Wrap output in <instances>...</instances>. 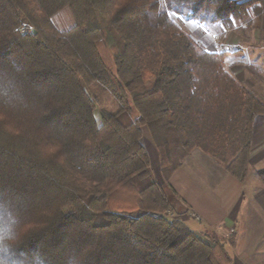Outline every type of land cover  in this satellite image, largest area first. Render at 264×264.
<instances>
[{"label":"trees","instance_id":"obj_1","mask_svg":"<svg viewBox=\"0 0 264 264\" xmlns=\"http://www.w3.org/2000/svg\"><path fill=\"white\" fill-rule=\"evenodd\" d=\"M257 1L0 0V225L11 211L21 251L48 264L231 263L224 238L164 216L172 198L141 137L174 196L195 148L245 182L264 102L170 12L232 28ZM65 7L74 23L59 30Z\"/></svg>","mask_w":264,"mask_h":264},{"label":"rangeland","instance_id":"obj_2","mask_svg":"<svg viewBox=\"0 0 264 264\" xmlns=\"http://www.w3.org/2000/svg\"><path fill=\"white\" fill-rule=\"evenodd\" d=\"M170 17L191 37L201 42L208 52H224V69L230 72L236 80L247 82L251 91L264 102V0L260 1L259 7L257 5L251 7V17L247 16L234 21L232 28L220 23L198 22L189 17L178 16L173 12H170ZM52 22L59 30L68 29L74 23L71 12L67 7L56 13L52 17ZM90 90L105 108L116 115L122 112L116 100L107 90L97 84L91 85ZM141 142L149 153L155 177L172 198V209L166 212L164 216L167 219L176 218L181 220L187 215L192 216L190 207L181 200L170 181L169 183L177 196L172 195L169 187H166L160 171L157 150L145 127L142 128ZM193 150L201 151L198 148ZM252 150L253 156L250 160ZM201 152L205 154L203 151ZM250 153L248 168L259 167V165H263L262 168H264V121L258 125L253 143L251 137ZM208 159L215 163L209 157ZM198 160L194 159V161ZM183 162L184 160L182 164ZM196 163L198 165H194L193 171L189 170L187 176L183 177L177 184L180 187L179 189L182 191L185 200L192 206L193 211L203 219L202 224L204 227L209 224L213 226L219 219L227 224L229 220H227L228 217L226 218L225 214L228 213V206L236 202L238 198L233 179L226 172L216 171L215 165L221 166L217 163L212 166L202 160ZM191 165L192 163L188 167L191 168ZM236 188H238L237 185ZM237 221L239 224L242 221V211ZM196 223L198 224V222ZM257 226L259 228L258 232H264V226L262 227L260 224ZM206 230L212 231L211 228L205 229L197 236L204 239L203 233ZM228 234L227 239L234 238V229H231ZM227 239L224 240L227 241ZM261 245H264V242Z\"/></svg>","mask_w":264,"mask_h":264},{"label":"crops","instance_id":"obj_3","mask_svg":"<svg viewBox=\"0 0 264 264\" xmlns=\"http://www.w3.org/2000/svg\"><path fill=\"white\" fill-rule=\"evenodd\" d=\"M238 1L245 2L248 0ZM260 1L262 0L255 2L252 6L257 5L259 7ZM252 6L247 9L249 17H251ZM263 121L264 115H258L254 118L252 143L258 125ZM252 156L253 150L250 153V160ZM194 159L199 160L194 161ZM201 160L210 166L215 165V163L208 159L207 155L203 154L201 151L193 150L170 178V183L175 188L178 196L190 207L189 209L192 212V216L187 215L185 218H182V221L196 234L211 228L212 231L222 236L224 239H227L229 235L228 232L234 229V244L230 245L228 241H225L226 252L231 258L230 264H264V245H261L264 242V232H258L259 228L257 226L258 224L262 227L264 226V183L256 175V171L262 168L263 165L248 168L246 181L243 184L233 178L224 168L215 165L216 171L226 172L233 179L234 189L238 194V198L234 203L231 201L233 204L228 206V213L225 214L226 218L228 217L227 220H229L227 224L219 219L213 226L206 224L207 226L204 227L202 224L203 219L193 211L192 206L185 200L182 191L179 189L180 187L177 185L183 177L187 176L189 170L193 171L194 165H198L196 162H200ZM190 163H192L191 168L188 167ZM236 185L238 188H236ZM241 211L242 221L239 224L237 220ZM196 222H198V224Z\"/></svg>","mask_w":264,"mask_h":264},{"label":"clouds","instance_id":"obj_4","mask_svg":"<svg viewBox=\"0 0 264 264\" xmlns=\"http://www.w3.org/2000/svg\"><path fill=\"white\" fill-rule=\"evenodd\" d=\"M11 211L0 225V264H48L46 257L39 251L25 252L19 249L20 237L13 227Z\"/></svg>","mask_w":264,"mask_h":264}]
</instances>
